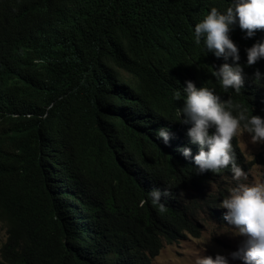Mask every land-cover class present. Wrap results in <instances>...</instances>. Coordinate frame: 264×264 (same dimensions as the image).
<instances>
[{
  "label": "trees",
  "instance_id": "1",
  "mask_svg": "<svg viewBox=\"0 0 264 264\" xmlns=\"http://www.w3.org/2000/svg\"><path fill=\"white\" fill-rule=\"evenodd\" d=\"M232 2L0 0V264H151L164 242L200 235L183 190L201 194L231 168L197 174L152 122L177 75L212 73L194 27ZM251 77L257 85L231 99L264 117V78ZM122 107L138 122L106 119ZM232 145L244 171L264 164V151L247 160L237 136ZM62 160L105 167L114 184L77 189ZM155 189L171 193L163 211Z\"/></svg>",
  "mask_w": 264,
  "mask_h": 264
},
{
  "label": "clouds",
  "instance_id": "2",
  "mask_svg": "<svg viewBox=\"0 0 264 264\" xmlns=\"http://www.w3.org/2000/svg\"><path fill=\"white\" fill-rule=\"evenodd\" d=\"M194 33L196 43L203 39L206 48L213 52L214 69L206 75L192 70L181 79L177 75L161 97L164 108L156 111L153 129L162 144L174 145V150L185 158L194 156L197 174L231 168L237 184L228 189L220 207L227 210L224 219L233 226L232 234L245 240L230 256L243 264H264V180L247 182L248 174L236 163L232 145L233 138L242 131L251 134L253 143L264 142V117L249 116L247 108L231 99L251 84L257 85L252 74L257 81L264 78V0H234L224 12L212 7L195 25ZM113 113L105 112L106 119L110 121L109 117L120 115L129 126L138 122L137 115L125 107ZM70 164L62 160L58 171L63 173L72 167L77 189L87 186L108 189L114 184L105 167ZM170 195L167 189L150 193L152 202L159 204L161 211L165 208L161 198ZM195 264H229V259L220 254L215 258L202 255Z\"/></svg>",
  "mask_w": 264,
  "mask_h": 264
},
{
  "label": "rangeland",
  "instance_id": "3",
  "mask_svg": "<svg viewBox=\"0 0 264 264\" xmlns=\"http://www.w3.org/2000/svg\"><path fill=\"white\" fill-rule=\"evenodd\" d=\"M238 145L247 160H252L257 153L264 151V142L253 143L251 134L242 131L237 134ZM245 172L248 174V183L264 180V164L253 162ZM232 172L222 179L210 183L201 194L194 186L184 188L183 194L197 200L199 224L202 226L198 237L187 238L173 243L164 242L159 253L153 258L151 264H195V260L202 255L217 254L228 257L229 264H240L241 260H232L230 253L236 251L243 243L245 237L234 236L233 226L224 219L226 209L220 207L222 199L228 195V189L236 186ZM215 199V209L209 208L211 200ZM221 217V218H219ZM6 239L5 227L0 222V246Z\"/></svg>",
  "mask_w": 264,
  "mask_h": 264
},
{
  "label": "bare ground",
  "instance_id": "4",
  "mask_svg": "<svg viewBox=\"0 0 264 264\" xmlns=\"http://www.w3.org/2000/svg\"><path fill=\"white\" fill-rule=\"evenodd\" d=\"M119 117V116H118ZM117 118V117H116ZM120 121V120H119Z\"/></svg>",
  "mask_w": 264,
  "mask_h": 264
}]
</instances>
